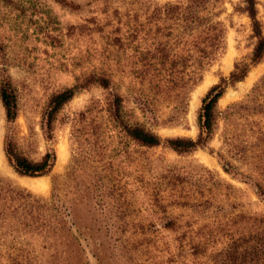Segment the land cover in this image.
Segmentation results:
<instances>
[{"label":"rangeland","instance_id":"1","mask_svg":"<svg viewBox=\"0 0 264 264\" xmlns=\"http://www.w3.org/2000/svg\"><path fill=\"white\" fill-rule=\"evenodd\" d=\"M73 1L78 4L77 8L61 6L52 0H43L42 9L26 4L23 10H11L0 19L3 44L0 77L8 76L17 106L15 119L7 123L0 105V178L48 199L52 178L61 177L72 163L70 119L86 111V117L96 127V133L89 137L97 146L92 162L96 173L90 174L91 180L98 179L100 186L108 190L103 200L109 203L100 209V216L107 218L108 225L87 232L89 236L85 234L88 243H81L84 257L81 264H212L208 257L210 248L192 255L184 243L188 239L182 241L180 234L186 230L193 233L202 225L205 226L201 229H214L221 234L239 228L241 214L264 217V196H258L251 181L244 177L254 175L251 147L243 159L228 158L235 174L224 172L216 156V152L224 149L226 129L238 132L236 128L241 127L242 118L231 124L219 118L206 148L177 153L164 143L145 147L122 136L111 126L104 109L109 93L116 92L123 97L125 114L130 121L143 124L161 138H195V118L201 98L220 77L228 76L234 63L248 61L254 38L250 21L242 11L243 0H210L212 20L219 21L223 28V49L189 91L182 112H176L172 103L159 98L153 101L152 119L142 116L135 105L136 92L147 89L131 74L132 62L137 56L131 42L125 40L121 48L112 44V38L124 30L122 25L118 26L119 30L115 29L112 14L114 11L131 13L140 0ZM151 1L162 4L177 0ZM255 2L264 35V0ZM94 17L97 24L91 21ZM104 17H111L110 23L101 24ZM168 44L170 56L178 54L179 45L173 40ZM100 69L111 72V87L89 85L78 91L57 112L53 139L44 140L41 120L50 95L71 86L84 74ZM263 73L264 55L241 80L224 88L216 102L217 110L243 102ZM205 80L209 84L195 93ZM247 119L260 120L257 115ZM247 128L243 126L238 138L246 146L250 144ZM5 135H10L18 149L32 160L52 149L55 160L50 172L39 177L16 174L3 154ZM62 193L60 190L64 199ZM156 193L159 199L154 201ZM174 201L178 204L186 201L191 206H179ZM164 216L174 218L178 227L163 226ZM218 238L225 240L224 236ZM221 245L216 242L213 247ZM94 248L99 249L100 262L92 256Z\"/></svg>","mask_w":264,"mask_h":264},{"label":"trees","instance_id":"2","mask_svg":"<svg viewBox=\"0 0 264 264\" xmlns=\"http://www.w3.org/2000/svg\"><path fill=\"white\" fill-rule=\"evenodd\" d=\"M52 1L73 9L78 7L73 0ZM255 3V0H243L242 7L250 21L251 36L254 38L248 61L234 63L228 76L220 77L201 98L195 118V138H161L143 124L130 121L125 114L123 97L116 92L109 93L104 110L111 126L127 139L145 147L164 143L177 153L206 148L219 118L226 124L242 118L241 127L236 128L238 132L226 129L224 149L216 152V156L224 172L235 174L237 172L228 158L243 159L251 147L254 175H243L251 181L256 194L263 197L264 73L250 87L243 102L228 104L223 110L216 108L224 88L241 80L264 55V35L256 16ZM26 4L42 9L44 2L0 0V19L11 10H23ZM209 4L210 0H177L162 4L140 0L137 10L120 14L114 11L112 14L115 17V29L119 30V25L124 27L120 36L112 38V44L121 48L125 40L131 42V48L137 55L132 62L131 74L139 83L146 85L147 92L139 90L135 97L136 108L142 116L152 119L153 101L159 98L172 103L176 112H182L189 91L223 49V28L219 21L212 20ZM109 18L104 17L101 24L110 23ZM91 21L97 24L95 17ZM169 40L179 45L178 54L170 56ZM2 48L0 39V54ZM111 76V72L105 69L91 71L71 86L53 92L42 113L41 131L44 140L53 139L55 116L63 104L89 85L109 89L113 84ZM0 105L5 121L11 123L16 117L17 106L15 92L7 75L0 77ZM85 113L70 119V145L74 153L72 163L61 177L52 178L48 199L37 197L9 180L0 178V264H81L84 260L81 243H88L86 235L90 233L87 232L108 225L107 218L100 216L101 206L109 203L103 200L108 190L100 186L98 179L92 181L90 175L96 173L92 162L97 146L89 139L96 133V127ZM251 115H257L260 120H248L247 117ZM243 126L248 127L246 136L250 137L249 147L238 141ZM2 149L7 163L20 176L46 175L55 160L52 149L46 150L36 160L27 158L12 142L10 135L4 136ZM60 190L65 195L64 199L59 194ZM153 197L154 201L159 199L157 193ZM178 205L191 206L186 201ZM239 218L240 226L234 230L219 234L214 229H201L205 226L202 225L193 233L188 230L182 232L179 239H188L184 243L192 255L201 254L210 248L208 257L212 264H264V217L241 214ZM164 220L163 226L178 227L174 218L164 216ZM220 236H224L225 240H218ZM216 242L222 245L214 248ZM98 253L99 249L94 248L92 256L100 262Z\"/></svg>","mask_w":264,"mask_h":264},{"label":"bare ground","instance_id":"3","mask_svg":"<svg viewBox=\"0 0 264 264\" xmlns=\"http://www.w3.org/2000/svg\"><path fill=\"white\" fill-rule=\"evenodd\" d=\"M209 80H205L204 82H203V84L201 85V86H199L198 87V89H197V91L195 92V93H197L198 92V90L200 91L201 89H204L208 84H209ZM1 158H2V156H1V152H0V161H1ZM33 180H36V179H33ZM23 183H25V180H23L22 181ZM34 183V182H33ZM30 184V183H29ZM32 186L33 187H35L36 185H35V183L34 184H32ZM42 187V186H41ZM39 188V187H38Z\"/></svg>","mask_w":264,"mask_h":264}]
</instances>
